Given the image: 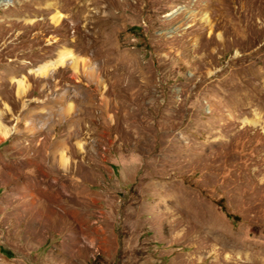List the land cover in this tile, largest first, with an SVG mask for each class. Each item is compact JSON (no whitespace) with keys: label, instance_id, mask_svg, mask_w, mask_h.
<instances>
[{"label":"rangeland","instance_id":"obj_1","mask_svg":"<svg viewBox=\"0 0 264 264\" xmlns=\"http://www.w3.org/2000/svg\"><path fill=\"white\" fill-rule=\"evenodd\" d=\"M0 264H264V0H0Z\"/></svg>","mask_w":264,"mask_h":264},{"label":"crops","instance_id":"obj_2","mask_svg":"<svg viewBox=\"0 0 264 264\" xmlns=\"http://www.w3.org/2000/svg\"><path fill=\"white\" fill-rule=\"evenodd\" d=\"M44 66H38L37 68H31L28 67L27 68V73L25 74V76H31L33 79L35 78H42L41 74L44 72L43 68ZM20 77V76H19ZM18 76H12L10 78V80H8L12 86V92L14 97L18 98L19 100L23 101L26 100V98L28 97V90H29V80L28 83H26L24 81V78H19Z\"/></svg>","mask_w":264,"mask_h":264}]
</instances>
